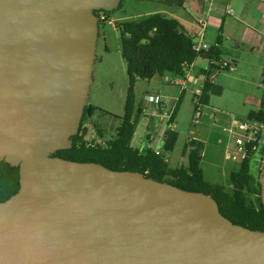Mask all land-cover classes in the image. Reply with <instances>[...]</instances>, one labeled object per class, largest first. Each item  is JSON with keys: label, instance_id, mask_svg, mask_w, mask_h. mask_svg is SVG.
<instances>
[{"label": "water", "instance_id": "1", "mask_svg": "<svg viewBox=\"0 0 264 264\" xmlns=\"http://www.w3.org/2000/svg\"><path fill=\"white\" fill-rule=\"evenodd\" d=\"M121 3L0 0V163L20 169L0 202V264H264V232L212 196L53 156L73 147L90 104L96 12ZM259 183L264 205V162Z\"/></svg>", "mask_w": 264, "mask_h": 264}, {"label": "trees", "instance_id": "2", "mask_svg": "<svg viewBox=\"0 0 264 264\" xmlns=\"http://www.w3.org/2000/svg\"><path fill=\"white\" fill-rule=\"evenodd\" d=\"M186 0H172L170 3L183 6ZM123 3V0H122ZM122 3L119 8H121ZM109 18L113 12L102 11ZM101 28L106 24L100 20ZM121 34V52L127 65L129 81L128 97L122 125L111 139H107L101 130L91 141L82 136L86 123L93 124L97 108L89 104L85 110L80 133L74 137L73 147L54 154L75 162H94L115 171L140 172L147 178L170 183L183 190L202 192L212 196L219 204L220 212L234 224L251 230L264 232V205L261 199V185L254 174L253 162L261 153L264 156V143L259 150H252L249 158L230 174L232 190L223 185L206 181L202 167L205 144L191 139L184 148L188 165L171 168L166 154L157 155L153 149H140L133 146L144 107H136L135 87L141 80H152L156 76L185 77L187 68L203 57L212 62L211 70L205 71L207 80L202 94L198 97L207 107L211 95L222 92L220 86L212 83L209 78L218 70L215 63L223 60L218 45L211 46L210 52L198 53L194 47L196 35L188 32L177 18H170L162 13H155L140 20H123L117 22ZM226 71V70H224ZM180 104V103H179ZM170 121L173 124L178 112ZM248 120L264 126V98L261 107L248 115ZM264 139V131L259 132ZM178 142V133L169 130L165 135V152H172ZM258 144V143H256ZM20 169L6 162L0 163V202L7 201L20 190Z\"/></svg>", "mask_w": 264, "mask_h": 264}, {"label": "rangeland", "instance_id": "3", "mask_svg": "<svg viewBox=\"0 0 264 264\" xmlns=\"http://www.w3.org/2000/svg\"><path fill=\"white\" fill-rule=\"evenodd\" d=\"M172 0H123L121 8L114 11L112 18L116 24L123 20H140L155 13H162L170 18L180 20L185 29L190 33H198L201 27L197 29L190 24H196L189 10L183 9L177 4L170 3ZM234 10V6H231ZM230 20V19H228ZM210 23L214 24L212 19ZM219 24H222L219 22ZM219 33L213 35L217 37ZM209 41H212V37ZM227 50L225 58L227 62L233 63V56L238 55L236 48L227 41ZM241 57L244 56L245 62L237 67L236 72L221 71L214 73V78L222 87L219 95H211L209 105L205 107L204 115L199 124L194 123L195 106L198 97L188 92L185 99L179 105L176 115V132L178 133V142L175 149L164 153L170 159V167L175 169L188 165V158L184 154L186 143L200 136L206 141L208 148L207 155L203 158L202 167L205 179L211 183L223 185L228 191L232 190L230 174L237 167L230 159L233 149L226 148L225 144L220 145L223 139L225 142L233 140L229 132L224 131V127L231 125L234 119L248 120V115L252 111H257V101L264 97V87L260 86L262 69H254L250 63H257L253 58V52L248 47L240 49ZM236 54V55H235ZM97 63L94 74V84L92 86L90 104L97 108L93 118V124L86 123L88 130L84 135L86 140L91 141L97 137V129L101 130L107 139L116 135L117 130L122 125V117L125 114V108L128 97L129 81L127 75V65L121 52V34L117 28L109 25L101 28L100 40L97 51ZM236 66V65H235ZM259 73V75L257 74ZM174 94L179 92L178 87H173ZM150 94L168 95L164 91V77L156 76L152 80H141L135 87L136 107L143 106V113L137 128L136 144L137 148L145 143L149 148H156L160 141V132L166 127V119L151 117L147 96ZM213 117V118H212ZM212 118V120L210 119ZM221 119H228V124L223 125ZM216 122H213V121ZM201 134V135H200ZM200 135V136H199ZM240 132L237 133V136ZM257 160V161H256ZM253 162L254 174L259 179L260 166L263 157H258ZM256 166V167H255Z\"/></svg>", "mask_w": 264, "mask_h": 264}, {"label": "crops", "instance_id": "4", "mask_svg": "<svg viewBox=\"0 0 264 264\" xmlns=\"http://www.w3.org/2000/svg\"><path fill=\"white\" fill-rule=\"evenodd\" d=\"M235 8V16H230L227 14V9L231 6ZM183 9L189 10L191 13V18L196 24H190L193 27H201L200 20L201 18L207 20V28L205 32L201 30L198 33H194L197 37L203 34L204 42L209 46L218 45V41L221 44L219 45L222 59L224 61H228L224 56L225 52L228 49L226 42L229 41L232 43V47L236 48L237 51L236 56H233V63H235L236 67H238L241 63L245 62L244 56H239L240 49L243 47H248L252 50L253 56L251 58L255 59L257 63H250L253 67V70L256 68L257 70L262 69L260 71V76H262L261 85L264 87V3L262 0H186ZM214 20V24L210 23L211 20ZM230 19V20H228ZM179 20V19H178ZM221 22L222 24H219ZM184 27V26H183ZM185 28V27H184ZM219 33L217 37L215 34ZM212 37V41H209V36ZM212 62L210 59H206L203 57L197 58L192 65H190L186 70V79H188L191 87L189 90L185 92H181L180 88L171 83V79L175 78L174 76L167 75L164 77V91L168 93L169 98L175 101L179 99V103L185 99L188 92L195 94L198 97L202 94L204 88V72L211 70ZM259 75V73H257ZM215 85L222 87L219 85L218 81H215ZM173 87H178L179 92L174 94L172 91ZM264 98V97H263ZM263 98L258 99L257 106L261 107V103ZM180 105V104H178ZM258 109V110H259ZM145 112V109H144ZM251 113V112H250ZM151 115V114H150ZM153 118V116L151 115ZM213 118V117H212ZM212 118H210L212 120ZM163 120V119H161ZM176 121V118H175ZM173 125V130L176 132V125ZM213 122H216L215 120ZM223 125L228 124V119H221ZM171 130L168 122H166V127L160 132V141L159 145H157L155 150H160L164 154V145H165V135ZM137 133V132H136ZM201 135V134H200ZM199 135V136H200ZM204 137L200 136L198 138H194L195 140L201 141L205 144V150L203 158L207 155L208 148H206V141L203 139ZM230 139L225 142L223 139L219 142L220 145L226 146V148L230 145ZM136 144V137L133 141V146ZM137 148V147H136ZM140 149H146L147 145L143 143ZM167 160L170 165V159ZM203 162V161H202ZM218 184V183H216Z\"/></svg>", "mask_w": 264, "mask_h": 264}, {"label": "built area", "instance_id": "5", "mask_svg": "<svg viewBox=\"0 0 264 264\" xmlns=\"http://www.w3.org/2000/svg\"><path fill=\"white\" fill-rule=\"evenodd\" d=\"M264 3V0H262ZM227 14L230 16H235L236 12L232 7H229L227 9ZM100 20L104 22L106 25H109L113 28H117L116 22L113 18H109L105 13L100 14ZM200 24L202 27V31L205 32L207 28V20L201 18ZM194 47L195 50L198 53L202 52H210L211 46L206 44L204 42L203 34L200 36H196L194 41ZM219 68L214 73H218L221 71L226 70V72H236L237 67L227 61H221L219 63H215ZM214 73L210 76L209 80L212 83H215L216 79L214 78ZM204 84L207 80V76H203ZM171 83L178 86L181 90V92H185L190 89L191 85L186 79V76L181 77H175L171 79ZM201 95V94H200ZM199 95V96H200ZM198 96V97H199ZM179 99L173 101L171 98H169L166 95H160V94H150L147 96V103L149 104V113L153 117H159L161 119H166V121L169 124V127L171 130H173V124H170V121L172 120L177 106L179 104ZM205 106L201 103L200 98H198V101L195 106V116H194V123L199 124L203 115ZM225 132H229L233 136V140L230 141L229 149H233L234 152L230 154V159L233 161L238 168L245 160L249 158V155L252 150H259L260 146L264 143V139H261L259 137V132L264 131V126L262 124H259L254 121L250 120H238L234 119V121L231 123V125H227L224 127ZM240 132V135L237 136V133ZM258 143V144H256ZM148 149L149 148L147 146ZM155 153L157 155L161 154L160 150H155Z\"/></svg>", "mask_w": 264, "mask_h": 264}, {"label": "flooded vegetation", "instance_id": "6", "mask_svg": "<svg viewBox=\"0 0 264 264\" xmlns=\"http://www.w3.org/2000/svg\"><path fill=\"white\" fill-rule=\"evenodd\" d=\"M99 15L101 14V13H103L102 11H98L97 12ZM83 120H84V117H83ZM82 123H83V121H82ZM258 157H263V160H262V162H261V166H260V174H261V169H262V167H263V162H264V156L260 153L259 155H258ZM257 157V158H258ZM257 161V160H256ZM256 167V166H255Z\"/></svg>", "mask_w": 264, "mask_h": 264}]
</instances>
